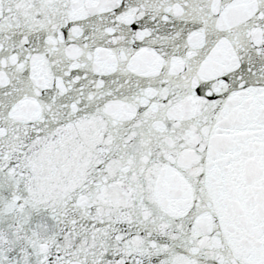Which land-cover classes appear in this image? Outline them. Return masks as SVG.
Wrapping results in <instances>:
<instances>
[{
  "label": "snow or ice",
  "instance_id": "1",
  "mask_svg": "<svg viewBox=\"0 0 264 264\" xmlns=\"http://www.w3.org/2000/svg\"><path fill=\"white\" fill-rule=\"evenodd\" d=\"M0 264H264V0H0Z\"/></svg>",
  "mask_w": 264,
  "mask_h": 264
}]
</instances>
